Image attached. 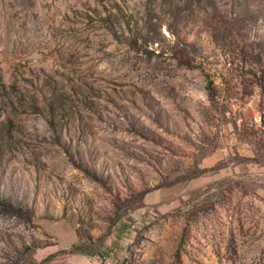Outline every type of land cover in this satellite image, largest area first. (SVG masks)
I'll list each match as a JSON object with an SVG mask.
<instances>
[{"label": "rangeland", "instance_id": "1", "mask_svg": "<svg viewBox=\"0 0 264 264\" xmlns=\"http://www.w3.org/2000/svg\"><path fill=\"white\" fill-rule=\"evenodd\" d=\"M0 264H264V0H0Z\"/></svg>", "mask_w": 264, "mask_h": 264}]
</instances>
